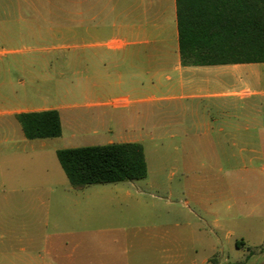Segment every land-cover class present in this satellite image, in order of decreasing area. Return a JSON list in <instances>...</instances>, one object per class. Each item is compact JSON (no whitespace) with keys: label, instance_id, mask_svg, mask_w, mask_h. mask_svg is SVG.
<instances>
[{"label":"rangeland","instance_id":"374dc122","mask_svg":"<svg viewBox=\"0 0 264 264\" xmlns=\"http://www.w3.org/2000/svg\"><path fill=\"white\" fill-rule=\"evenodd\" d=\"M2 53L0 112L59 107L65 127L60 138L28 140L0 114V264H24L30 246L83 239L116 245L133 264H264V158L232 155L226 139L230 154L206 153L216 140L194 132L160 139L162 128L194 126L169 123L181 118L174 103L90 107L82 0H0ZM128 140L145 148L146 179L72 188L58 150ZM240 238L251 247L237 248Z\"/></svg>","mask_w":264,"mask_h":264},{"label":"crops","instance_id":"0c3cea01","mask_svg":"<svg viewBox=\"0 0 264 264\" xmlns=\"http://www.w3.org/2000/svg\"><path fill=\"white\" fill-rule=\"evenodd\" d=\"M82 28L83 88L90 107L174 103L181 118L169 123L194 126L162 128L160 139L194 132L198 138L216 140L206 153L225 155L231 151L232 155L248 156L251 162L264 158V63L183 67L177 0H82ZM244 75L254 80V87L241 83L238 77ZM107 95L110 98L105 101ZM21 108L0 112L14 120L8 122L9 133L16 128L15 115L21 112L58 110L65 127L59 107ZM224 139L228 144L232 141L230 151L224 147ZM128 142L138 141L122 143ZM243 244L251 247L244 238L236 239L237 248ZM22 251L27 253L24 264H133L123 261L120 247L94 244L89 239L35 245ZM205 263L209 264V259Z\"/></svg>","mask_w":264,"mask_h":264},{"label":"trees","instance_id":"16d2710c","mask_svg":"<svg viewBox=\"0 0 264 264\" xmlns=\"http://www.w3.org/2000/svg\"><path fill=\"white\" fill-rule=\"evenodd\" d=\"M177 3L183 67L264 63V0H177ZM15 117L28 140L63 135L58 110L21 112ZM57 157L76 190L148 177L145 148L139 142L61 149Z\"/></svg>","mask_w":264,"mask_h":264}]
</instances>
